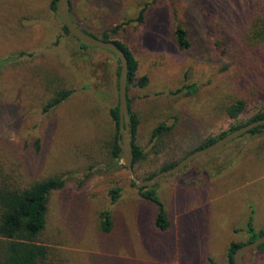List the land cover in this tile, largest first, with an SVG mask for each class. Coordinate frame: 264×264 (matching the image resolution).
<instances>
[{"label":"rangeland","instance_id":"rangeland-1","mask_svg":"<svg viewBox=\"0 0 264 264\" xmlns=\"http://www.w3.org/2000/svg\"><path fill=\"white\" fill-rule=\"evenodd\" d=\"M52 2L0 0V184L66 180L49 199L46 264H229L231 244L250 237L252 214L256 231H264V132L160 180L171 227L158 230L157 205L132 186L123 157L113 158L110 109L120 63L66 34ZM72 7L79 25L99 38L121 25L111 39L139 62L129 89L145 154L134 168L139 179L264 107L263 53L251 38L264 0H72ZM144 8L143 22H132ZM179 28L188 32V49L178 46ZM68 90L71 97L44 111ZM239 100L245 111L231 119L227 108ZM160 126L169 130L154 138ZM104 211L113 219L109 233L101 229ZM246 264H264V251L248 254Z\"/></svg>","mask_w":264,"mask_h":264},{"label":"trees","instance_id":"trees-1","mask_svg":"<svg viewBox=\"0 0 264 264\" xmlns=\"http://www.w3.org/2000/svg\"><path fill=\"white\" fill-rule=\"evenodd\" d=\"M56 2L57 0H53L51 4V9L57 14ZM145 11L146 8H144L141 11L139 18H137L132 22H143ZM71 13L73 17L72 0H71ZM74 21L76 22V24L79 25V23L75 19ZM258 24L260 26L256 27L254 35H252L251 38L254 45H256V47H259V50H261V52L263 53V56L260 57V59L263 61V64H261L260 66L264 68V17L259 20ZM62 26L64 32L68 35H71L69 30L65 25H63V23ZM121 27L122 26L120 25V26H116L112 30L105 31L100 39H102L103 41L115 42L126 53L129 60L128 104L133 121L134 154H135L134 168H135V165L137 163L142 162L145 159L144 149L136 143L139 121L136 115L132 111V101L129 97L130 85L136 80V74L139 68V62L127 45H125L120 41H115L111 39V35L117 34V32L119 31V29H121ZM83 30L95 36L86 29ZM187 34L188 32L182 28H179L176 32L178 46L183 50L188 49L190 46L189 41L187 39ZM81 47L83 49L90 48V46H87L83 43H81ZM115 57L117 58V56ZM117 60L120 63L118 58ZM120 72H121V65L118 68V77L120 76ZM146 82H147L146 78L141 79L139 85L145 86ZM118 88H119V80L117 81V90ZM73 92H74L73 90L59 91L56 94V96L47 103V105L44 108V111L48 112L53 110L58 105L63 103L65 100H67L69 97H71ZM245 108H246V102L243 100H239L238 102L230 105L227 108V114L231 119H237L245 111ZM110 116L113 122L115 123V127H116V137L113 144V158L117 160L118 163V161L121 160L123 157L121 149L118 145L119 121H120L118 100L116 105L110 109ZM260 119H264V107L257 114L251 117L249 121L234 126L233 128H231L229 132H224L219 136L208 139L201 147H199L195 151L206 148L214 144L222 137L228 135L229 133H232L242 128L243 126H246L251 122ZM168 130H169L168 128L164 126H160L154 130L153 137L158 138L159 136H161L163 132H168ZM263 132H264V126H261L255 128L254 130H252L251 132H249L248 134L244 135L241 138L248 136H256ZM241 138L235 141H238ZM178 163L179 162H173L167 164L163 166L160 172L171 169L174 166H176ZM158 173H153L144 180L151 179ZM65 185H66V180L63 177H51L42 181L35 182L34 184L26 188H22V187L7 188L1 186L0 184V264H46L48 262L50 256V249L42 241V235L47 225L49 199L54 191L63 189ZM132 186L137 188V186L133 181H132ZM137 189L140 192V196L143 199L154 203L155 205H157L159 209L155 219L156 228L160 231L169 230L171 227V221L169 220L165 203L161 200L156 186L152 188H141V189L137 188ZM110 195L112 200L116 202L117 199L120 198L121 192L119 189H115L110 192ZM100 219H101L102 231L104 233L111 232L113 225V219L111 213L108 211L102 212L100 214ZM246 231L250 236L246 242H241V243L233 242L229 247V252H228L229 264H234L233 262L234 253L239 247L247 243H250L264 235V231H260V232L256 231V228L254 227L253 214L250 216L248 220ZM256 251H264V245H262ZM245 264H246V257H245Z\"/></svg>","mask_w":264,"mask_h":264},{"label":"water","instance_id":"water-1","mask_svg":"<svg viewBox=\"0 0 264 264\" xmlns=\"http://www.w3.org/2000/svg\"><path fill=\"white\" fill-rule=\"evenodd\" d=\"M56 12L59 16L63 25L67 27L70 34L81 43L95 48H103L113 53L120 61L121 72L119 76V135L118 145L121 149L123 156V164L129 171L132 181L135 183L137 188H152L155 187L160 180L168 176L177 175L190 166L193 162L198 159L210 156L217 153L231 142L243 137L255 128L264 126V119H260L250 124L243 126L242 128L229 133L222 137L214 144L192 152L181 160L176 166L171 169L164 170L151 179L141 180L135 174L134 169V134H133V121L130 113L128 104V77H129V60L126 53L113 41H103L99 37L93 36L83 30L74 21L71 13V0H57ZM264 245V235L257 238L256 240L247 243L239 247L234 253L233 262L234 264H245V257Z\"/></svg>","mask_w":264,"mask_h":264}]
</instances>
